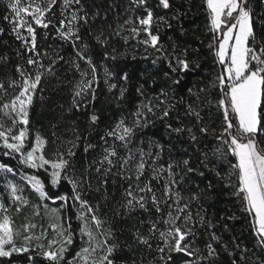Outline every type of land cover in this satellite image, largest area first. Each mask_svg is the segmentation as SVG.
<instances>
[{
    "label": "snow or ice",
    "instance_id": "1",
    "mask_svg": "<svg viewBox=\"0 0 264 264\" xmlns=\"http://www.w3.org/2000/svg\"><path fill=\"white\" fill-rule=\"evenodd\" d=\"M249 2L204 0L209 31L215 41L209 48H215V59L222 70L215 79L203 82V86L193 85L187 88V95H179L175 86L199 69L200 62L199 50L191 45L165 46L162 41L163 29L173 27L171 20L186 15L174 0H156L154 6L151 0H127V5H122L124 18L120 22L118 14L115 27L107 23V10L97 7L95 0H7L6 8L10 11L3 19L20 41L28 67L17 64L18 78L0 79V148L22 166L18 170L0 162V173L5 174L0 188V264H13L14 256L24 254L28 264H41L38 257L47 264H222L223 252L228 253L229 264H264V35L256 27ZM54 8L59 12L58 23ZM156 9L168 10L172 15H157ZM50 25L56 33L53 39L72 47L71 57L62 54V46L44 47ZM36 26L45 30L39 43ZM3 33L0 28V34ZM115 40L125 46L130 40L135 41L146 52L153 49L158 54L153 63L162 61L167 68L162 73L166 85L151 92L144 84L136 86L137 95L130 100L125 114L101 137L100 156L76 175L73 158L80 147L81 133L75 122L66 129L71 139H63L53 131L50 141L38 131H30V108L41 82L55 80L69 87L71 101L67 112L87 111L93 106L89 123L95 125L99 121L94 105L101 82L100 68L110 92L118 84L112 82L116 77L114 71L94 61L93 51L100 48L103 61H116ZM127 51L126 48L119 56L127 55ZM16 55L24 59L20 49ZM7 61V56H0V63ZM60 69L64 72L58 75ZM69 72L75 74L73 78H64ZM119 79L127 82L129 76L124 72ZM118 91V99L125 100L127 87L121 86ZM217 94L219 98L213 102L212 97ZM213 105L220 114L219 128L210 115ZM172 119L177 126L169 122ZM155 120L164 122L169 134L186 136L200 165L217 182L226 181L230 186L232 176L236 177L234 195L243 202L244 212L251 218L255 237L251 247L237 243L233 236L229 249L201 204L215 184L209 180L205 189L197 186L196 191L192 190L189 174L203 177L205 171L192 167L189 159L166 158L164 144L144 134ZM95 147L85 144L84 152ZM229 156L235 163L228 160ZM225 160L232 169L227 177L217 170ZM25 168L35 173L43 170L47 184L40 175L23 171ZM93 171L94 191L100 194L95 203L86 198L93 190ZM8 174H22L25 185L8 179ZM117 180L120 199L114 201L112 209L102 212L101 206L107 208L115 195ZM62 181L71 185V197L67 193L50 196L49 186L57 188ZM26 190L34 192L41 201L63 203L53 209H48L47 204L30 205ZM29 206L34 209L33 216L40 215L41 207L45 209L51 237L47 230L36 234L37 225L27 216L23 223H16V214ZM66 209L72 215H67ZM134 213L144 218L132 230L131 243L120 241L113 225L117 218L129 219ZM73 218L78 222L75 228ZM77 239L79 250L69 259ZM124 251L131 254L127 259L121 258ZM175 254H180V258L174 259Z\"/></svg>",
    "mask_w": 264,
    "mask_h": 264
},
{
    "label": "trees",
    "instance_id": "2",
    "mask_svg": "<svg viewBox=\"0 0 264 264\" xmlns=\"http://www.w3.org/2000/svg\"><path fill=\"white\" fill-rule=\"evenodd\" d=\"M7 0H0V28L4 29V33L0 34V56H7L8 61L6 64L0 63V79H5L7 76H12L13 78H18L15 73V67L17 64H25L26 55L23 53L20 41L16 40L15 36L10 33V24L8 21L4 20L3 17L9 14L6 8ZM180 11L185 12L186 15L182 16L179 20H171L173 27L171 29L164 28L162 31V41L165 46H169L171 43H176L181 47L186 45H191L192 48L198 49V59L200 62V68L196 69L193 73L189 74L182 80L179 86H175V91L179 95H187V88L203 86V82H207L215 79V77L221 72V66L219 62L215 59V48L210 49L209 44H215L213 40V34L209 31V17L206 11V5L204 0H174ZM153 6L156 0H151ZM95 4L102 10H107V23L111 24L113 27L116 26V17L119 14L121 17L120 22L124 18L123 6L127 5V0H95ZM112 5H115L112 8ZM249 7L254 13V18L257 20L256 27L259 32L264 35V24L261 23L264 20V0H250ZM56 12L55 22L59 21V12L57 8L53 9ZM157 15H167L171 17L172 13L168 10H155ZM99 22V21H98ZM37 27L38 43L40 36L45 31L44 29ZM49 33V39L44 42V47L46 48L49 44L54 46L63 47V55L66 57H71L73 55V49L70 45L64 44L63 41L59 39H53L56 33L52 26L46 30ZM86 35V32H85ZM170 38V39H169ZM118 52V59L116 61H103L102 52L100 48H96L93 51V59L96 62L106 64L110 70L116 73V77L112 82L118 84V88L108 90L107 86L103 83V68L99 70V76L101 77V82L97 88V100L95 102L94 108L99 116V121L95 125H90L89 116L92 112L93 106H89L87 111L73 110L71 113L67 112V108L71 101V94L68 86L59 85L55 80L45 83L41 82V86L37 89V94L33 98V103L30 108L29 114V129L31 132H39L43 137L52 139L53 131L56 132L57 136L63 139H71V134L66 131L70 126L71 122H75V126L79 129L81 133L80 147L76 150V156L73 158V165L76 175L83 172L84 168L90 164L93 160L97 159L101 154V148L103 142L101 137L104 136L105 132L112 126L122 114H125L124 110L129 107V102L137 94L135 93V87L144 84L145 88L150 92L153 89H157L160 85H166L163 79L162 73L166 71L167 68L162 61H157L153 63L155 56L158 55L153 49L149 48L147 52L143 45L136 44L135 41H129V44L125 46L122 41H113ZM127 48V55L119 56L120 52L125 51ZM20 49L24 59H20L16 55V50ZM133 55L136 57L133 59ZM195 56V54H194ZM146 57V58H145ZM25 67H28L25 64ZM67 67V66H65ZM83 67V65H82ZM64 69H60L59 73H63ZM124 72L129 76L127 82L120 81L119 77ZM75 74L69 72L64 78L72 79ZM78 79V75L76 76ZM153 80L156 83H153ZM126 86L128 91L125 93V100H119V87ZM11 91V89L9 90ZM219 98V95H214L212 97L213 102ZM213 120H215V125L219 128L220 114L215 109L213 105V111L210 113ZM173 126H177V121L175 119L170 120ZM188 123L187 120L184 121ZM55 125V128H53ZM144 134L147 138H154L160 143L164 144L166 152V158L168 156L179 159H189L190 164L194 168H199L201 171H205V175L200 177L195 173L190 175V183L192 184V190L196 191L197 186L199 189L203 190L209 180H211L215 187L208 191L206 197L201 200V204L205 211L207 218H210L213 223L217 225V229L223 236V239L229 244V249L231 250V238L233 236L237 237V243H241L244 246L251 247L255 243V237L253 235V230L250 227L251 218L244 212L242 206L243 202L238 199L234 193L236 192L237 179L233 175L231 180V185L229 186L226 181L217 182L214 175L200 165L198 160V154L195 152L194 147L188 141L185 136L183 138H178L176 134H169L168 129L164 122L155 120L153 125H150L144 130ZM85 144H92L96 147L90 149L87 153L84 152ZM48 149H51V143L48 145ZM170 149V151H168ZM228 160H235L232 157H228ZM228 160H225L222 166H217V170L221 171V175L227 177L232 169L228 164ZM0 162L9 164L10 166L21 169L22 166L19 164L18 160L9 156L4 155V150L0 148ZM211 166V165H210ZM25 172L35 173L32 169H23ZM45 179L47 184L46 174L43 170L35 173ZM93 177V190L87 195V199L90 202L95 203L100 198V194L94 191L96 186L95 173L94 171L90 173ZM5 174L0 173V188L3 187L5 183ZM8 179L14 180V182L19 183L22 187L25 185L22 174H17L14 177L8 174ZM119 180H117V187L115 188V195L112 200L108 202L107 208L103 205L101 206V211L105 212L113 208L115 200L120 199V187ZM155 184V182H153ZM126 186V185H125ZM49 195L57 196L67 193L70 197L72 195L71 185L65 181H62L57 188H51L49 186ZM108 191L111 194L113 192V187L111 180L109 181ZM25 195L29 197L30 205H42L47 204L48 207L60 208L63 202L57 200L55 202L51 200L41 201V199L31 191L26 190ZM14 211V210H13ZM34 209L29 206L24 209L20 214H16L15 220L17 224L24 222V217L27 216L33 223L37 225L34 229L35 233H40L42 230H47L48 234L51 232L49 226L46 225V219L42 213L39 216H33ZM67 215H72V212L65 210ZM229 217H234V219H228ZM144 218L142 214L134 213L129 219L117 218L114 223V228L117 230V236L120 241L132 242V230L135 227H139L138 220ZM77 221L73 218L72 225L73 228L76 227ZM226 224L227 228H222L221 225ZM144 231V228H141ZM80 240L77 239L74 243L71 251L68 254V258L71 259L72 255L79 250ZM139 250H137L138 252ZM26 255L14 256L13 264H28L26 260ZM35 256V253H33ZM131 254L124 251L122 254L123 259H127ZM180 258V254H175L174 259ZM41 261V264H47L46 261H42V258H37ZM222 264H229L230 257L227 252H223L220 257ZM182 264V261H181Z\"/></svg>",
    "mask_w": 264,
    "mask_h": 264
},
{
    "label": "rangeland",
    "instance_id": "3",
    "mask_svg": "<svg viewBox=\"0 0 264 264\" xmlns=\"http://www.w3.org/2000/svg\"><path fill=\"white\" fill-rule=\"evenodd\" d=\"M48 209H53V207H48ZM40 213H42L46 219V225L49 226V220H48V214L46 213L45 209L43 207L40 208ZM40 234V233H36ZM49 237L53 235L52 231L48 234Z\"/></svg>",
    "mask_w": 264,
    "mask_h": 264
}]
</instances>
